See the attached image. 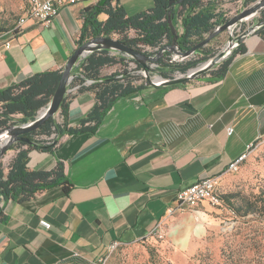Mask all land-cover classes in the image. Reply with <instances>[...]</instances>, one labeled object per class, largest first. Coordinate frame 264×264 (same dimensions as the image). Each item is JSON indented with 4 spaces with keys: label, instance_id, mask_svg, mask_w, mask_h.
I'll list each match as a JSON object with an SVG mask.
<instances>
[{
    "label": "crops",
    "instance_id": "obj_1",
    "mask_svg": "<svg viewBox=\"0 0 264 264\" xmlns=\"http://www.w3.org/2000/svg\"><path fill=\"white\" fill-rule=\"evenodd\" d=\"M129 1L112 3L127 16L142 11L130 14ZM210 1L218 17L237 3ZM94 4L64 6L49 25L28 22L14 37L1 33V42L11 46L0 47V90L35 74L62 72L79 45L83 10ZM240 45L244 52L231 58L222 78L206 74L171 86L136 81L140 88L117 98L97 120L89 118L97 106L94 81L74 79L76 69L65 95L67 118L58 111L53 119L82 132L63 131L51 152L27 155L33 172L61 164L71 188L66 193L52 186L23 201L0 199V264H96L113 244H139L176 208L181 189L206 177L224 178L231 161L264 140V39L254 32ZM118 71L107 68L101 76ZM209 207L203 202L176 211L162 246L200 237Z\"/></svg>",
    "mask_w": 264,
    "mask_h": 264
},
{
    "label": "trees",
    "instance_id": "obj_2",
    "mask_svg": "<svg viewBox=\"0 0 264 264\" xmlns=\"http://www.w3.org/2000/svg\"><path fill=\"white\" fill-rule=\"evenodd\" d=\"M112 1L99 0L83 10L84 19L78 44L93 38L117 35L120 41L139 52L142 51V47L161 49L164 43L171 45L174 41V36L168 28V17H170L175 29L177 21L181 22L183 31L179 34L176 29V44L182 52H185L207 37L216 25L227 21L222 16H217L214 4L210 0H183L171 8L168 7V0H153V6L149 10L133 16H127L123 8L117 3L113 4ZM245 1L248 4L251 0ZM100 15H105L106 18L99 20ZM7 31H0V33ZM130 33H134V36L131 37ZM255 34L264 39V25ZM243 52L242 45H239L232 51L231 57L203 75L209 74L212 79L222 78L231 58ZM195 53L201 56L183 64L171 62L166 54L157 59L155 70L161 77L171 79L173 73L185 74L189 69L213 57V54L204 55L203 47ZM130 63L135 64L136 69L133 70ZM115 66L117 71L119 70L118 73H113L109 77L101 76L102 70ZM77 70L80 73L74 79L94 81L90 89L95 94L97 106L89 118L95 117V120L98 119V115L105 113L117 98L140 88L134 85L136 81L148 84L145 77L138 73L144 71L140 65L128 57L112 55L107 50L95 51L88 55L78 65ZM61 74V71L42 72L1 89L0 129L8 128L15 116L19 117L20 124L36 119L38 112L49 104ZM67 106L68 100L64 98L59 108L63 120L67 118ZM63 131L77 133L82 132V129H66L64 124L57 125L52 117L38 128L22 135L29 142H16L11 149L16 151V154L8 168L4 170L0 165V199L23 201L33 197L37 192L56 185L61 186L66 193L70 190L71 184L66 180L61 164L57 163L55 168L49 172H33L27 168L28 152L32 149L51 152L58 142L57 136ZM53 134L54 138L47 141L46 138ZM232 198L234 197L224 195L220 200L225 202L236 216L244 217L253 214L264 221V188L252 199L237 197L238 199L235 198L232 201ZM0 220H4L2 207H0ZM146 241L148 240L141 242Z\"/></svg>",
    "mask_w": 264,
    "mask_h": 264
},
{
    "label": "rangeland",
    "instance_id": "obj_3",
    "mask_svg": "<svg viewBox=\"0 0 264 264\" xmlns=\"http://www.w3.org/2000/svg\"><path fill=\"white\" fill-rule=\"evenodd\" d=\"M256 1L251 0L248 4L244 1L242 11L252 7ZM128 6L132 8L129 11L130 14H134V10L138 8H141V12H143L146 10L145 8L153 6V0H130ZM25 7L26 0H0V31L12 29ZM231 17V15L228 16L226 20ZM261 19H264V9L252 19L244 21L240 26L241 31L247 25L256 23ZM237 28L234 29V33L237 32ZM130 34L131 37L134 36V33ZM229 37V31L219 33L203 47L204 55L213 54L214 56L224 49ZM108 38L119 40L120 37L112 35ZM166 46L168 45L164 43L161 49L146 47L140 52L155 57ZM166 54L170 59L175 55L173 52L164 51L159 58L166 56ZM200 56L201 54L195 53L182 62L173 63L183 64ZM156 61L147 62L150 67L149 74L154 81L157 76L160 77L155 70L156 67L153 66L156 65ZM131 67L133 70L136 69L135 64H132ZM180 76V73H173L171 77L178 78ZM18 121V116L13 117V123L9 126L21 125ZM3 130L0 129V132ZM8 138L9 134L6 133L0 140V145H3ZM14 146L12 144L9 150ZM263 188L264 140H260L253 144L249 156L238 172L227 173L224 178L220 179L218 194L220 199L224 195L234 197L232 201L235 198L252 199ZM209 208L208 211H205L208 218L205 220V217L204 221L200 222L204 227L200 237L191 241L182 237L177 241L175 240L176 245L173 248H164L156 240H154L155 242L151 240L140 242L133 246H118L108 254V264H264V221L253 214L244 217L236 216L222 200H220V205Z\"/></svg>",
    "mask_w": 264,
    "mask_h": 264
},
{
    "label": "water",
    "instance_id": "obj_4",
    "mask_svg": "<svg viewBox=\"0 0 264 264\" xmlns=\"http://www.w3.org/2000/svg\"><path fill=\"white\" fill-rule=\"evenodd\" d=\"M106 1V0H103ZM183 0H168V7L171 8L174 4H179ZM264 9V0H257L255 4L252 7H249L238 14L231 17L229 20H227L225 23L221 25H216L214 28H212L208 34L207 37H205L202 41L198 42L194 47L189 49L188 51L182 52L179 47L176 44L177 40V34L175 26L173 25L171 18L168 17V28L170 29L171 34L174 36V41L171 45L166 46L163 48L160 52L157 53V56L152 57L145 55L137 50H134L133 48L129 47L125 42L108 38V37H99V38H93L89 39L88 41H85L77 46V48L74 50L72 55L67 60L61 74V78L57 84V87L53 93V96L47 105V107L41 109V111L38 112V115L36 119H34L31 122H27L24 124H21L19 126H9L5 130L0 132V136L8 132L9 138L8 140L0 146V162L3 157V155L6 153L7 150L10 149L12 144H15L16 142H25L28 143L29 140L22 137L23 134L30 132L36 128H38L41 124H43L48 119L54 117L58 111L59 108L65 98V95L67 93V87L68 84L73 79L74 71L78 67V63L86 58L88 55L95 51L100 50H107L110 53L114 55H126L130 59L136 62V64L140 65L142 69L145 72V79L148 82L149 85H162V86H171L176 84H181L186 81H191L196 79L197 77L213 70L222 60H224L231 52L238 47L244 40L252 36L254 32H256L260 27L264 25V19H261L257 21L256 23H253L251 25H247L246 28H244L239 34L234 35L233 32L237 26L241 29V24L244 21H248L252 19L256 14L260 13ZM253 15L252 18L247 19V17ZM168 15H170V12H168ZM229 31L230 37L227 42V45L224 49L216 53L212 58L205 61L204 63H201L199 66H196L195 68L189 69L185 74H180L181 76L178 78H171V79H165L163 77H158L154 81L149 74L150 67L147 65V62H154L156 61L161 54L165 52H173L176 57H172L170 60L171 62H180L183 61L190 56L194 55L195 52L204 46H206L214 37H216L219 33ZM90 46H94L91 50L89 49ZM90 50V51H88ZM158 81L159 83H156Z\"/></svg>",
    "mask_w": 264,
    "mask_h": 264
},
{
    "label": "built area",
    "instance_id": "obj_5",
    "mask_svg": "<svg viewBox=\"0 0 264 264\" xmlns=\"http://www.w3.org/2000/svg\"><path fill=\"white\" fill-rule=\"evenodd\" d=\"M88 1L97 3L99 0H26V7L24 11L19 16L14 27L9 32L13 37L16 36L24 29V26L28 22H36L47 26L58 15L62 7L68 5H76ZM236 1H237L236 6H234V8L231 10L224 11L222 18L227 19V17L230 15L233 17L234 15L242 11L243 3L245 0H236ZM176 29L179 34L182 33L183 28L180 20L177 21ZM240 32L241 29L237 28V32H235L236 33L235 35L239 34ZM10 46H11V41L8 40L1 42V35H0V47L8 49L10 48ZM142 48L144 49L146 47H142ZM121 55L123 57H127L126 55L123 54ZM132 64L133 63H130L129 65L131 66ZM153 66L157 67V65H153ZM138 73H140L142 76H145L144 71H139ZM156 83L159 82L156 81ZM231 132L232 129L228 128V134H231ZM54 136L55 135L53 134L51 135V137L46 138V140L50 141L51 139L54 138ZM252 146L253 145L249 146L247 152L241 154L235 160L231 161L228 164L225 172L226 173L238 172L243 162L249 156ZM15 154L16 151L9 150L6 151V153L3 155L0 165L4 170L8 168ZM220 179H221L220 176L206 177L199 181H196L195 183L191 184L190 186L184 189H181L176 195V199H175L177 203L176 208H169L166 211L164 219L159 221L155 225V227L147 234V236L144 237L142 240H156L159 242H163L167 234V221L176 211H181L187 208H194L203 202H206L211 206L220 205V197L218 194ZM116 247H118L117 244L111 245L109 247L108 254ZM108 254L97 260L96 264H108Z\"/></svg>",
    "mask_w": 264,
    "mask_h": 264
},
{
    "label": "bare ground",
    "instance_id": "obj_6",
    "mask_svg": "<svg viewBox=\"0 0 264 264\" xmlns=\"http://www.w3.org/2000/svg\"><path fill=\"white\" fill-rule=\"evenodd\" d=\"M253 15H255V14H252L251 16H249V17H247V19H250V18H252L253 17ZM94 46H90V50L93 48ZM90 50H88V51H90ZM6 133H8V132H5V133H3L1 136H0V140H2V138H3V136L6 134ZM1 146V145H0Z\"/></svg>",
    "mask_w": 264,
    "mask_h": 264
}]
</instances>
